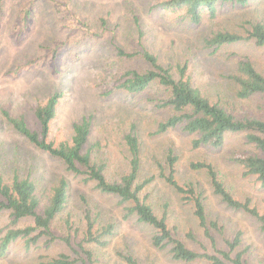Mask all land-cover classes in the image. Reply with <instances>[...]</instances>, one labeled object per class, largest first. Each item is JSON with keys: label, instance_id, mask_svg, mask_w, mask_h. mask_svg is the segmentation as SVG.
<instances>
[{"label": "rangeland", "instance_id": "1", "mask_svg": "<svg viewBox=\"0 0 264 264\" xmlns=\"http://www.w3.org/2000/svg\"><path fill=\"white\" fill-rule=\"evenodd\" d=\"M166 0H0V171L5 176L17 170L28 172L38 186L46 187L60 176L69 181L65 213L54 223L57 236H69V242L56 238L52 243L40 239L28 251L23 241L10 244L0 264H31L59 253L71 254L82 240L85 207L101 213L102 222H114L115 234L106 247L86 244L96 258L94 264H125L119 253H131L141 264H205L175 262L166 250L154 249L149 241L151 231L136 224L132 216L124 219V207L118 197L102 194L93 181L84 182L80 175L67 171L58 159L50 157L30 144L1 120V109L22 113L28 126L37 130L39 124L33 109L58 91L62 97L50 123L48 139L54 143L69 139L72 122L91 114L93 124L90 143L95 155L106 163L105 173L114 179L128 169L127 148L123 136L135 125L141 146L139 179L154 176L141 196H146L156 212L167 215L170 228L176 230L187 246L211 251L209 241L193 216L191 203H184L175 190L158 176L159 163L167 168L169 151L178 159L176 178L180 183L198 181L207 196L206 212L225 227V236L240 231L246 248L247 264H264V233L258 224L242 211L228 208L213 194L204 171L189 169L190 161L212 163L226 188L238 199L250 198L264 212V186L253 177H241V170L228 160L233 152L252 151L240 134L228 135L222 147L193 149L192 136L179 128L157 132L159 122L171 111L157 107L162 97L155 84L139 94L116 89L123 71L148 69L142 51L154 53L164 66L175 69L187 62V72L200 89L220 99L236 116L258 113L264 117V97L239 99L234 84L228 79L240 58H249L264 71V48L250 41L221 45L216 51L206 48L202 37L218 27L243 32L251 23L264 22V0H250L247 6L220 7L214 19L204 16L198 24L179 19L178 13L159 8ZM141 33V35H140ZM135 53L120 58L115 48ZM119 79V80H118ZM69 213L78 232H67L63 217ZM7 211H0V239L9 227ZM29 219L20 222L22 227ZM191 233L195 240L186 237ZM218 248H224L223 237L213 232ZM76 264H80L77 262Z\"/></svg>", "mask_w": 264, "mask_h": 264}, {"label": "trees", "instance_id": "2", "mask_svg": "<svg viewBox=\"0 0 264 264\" xmlns=\"http://www.w3.org/2000/svg\"><path fill=\"white\" fill-rule=\"evenodd\" d=\"M249 2L250 0H166L161 2L159 8L178 13L176 16L179 19L187 20L190 24H198L205 15L214 19L223 5L243 7ZM201 40L206 48H212L213 51L223 44L243 41H250L253 45L264 48V22L255 21L243 32L216 27ZM115 51L120 58L128 59L135 55L118 47ZM141 56L148 69L123 71L115 88L129 94H139L156 84L162 95L156 102L157 107L171 111L159 122L157 132L179 128L186 135L192 136L190 144L193 149L203 146L217 149L223 146L228 135H242L244 142L250 144L253 150L233 152L228 160L239 167L241 177H253L264 186V117L258 113L236 116L219 98L214 99L200 89L187 72V62L177 63L173 69L171 66L162 65L158 57L148 50L144 49ZM227 77L234 84L235 95L239 99L264 97V71L257 69L249 58L238 59L233 72ZM61 97L62 93L56 91L34 107L33 113L39 124L37 130L28 126L22 113L12 114L4 108L1 109V120L40 151L61 161L67 171L80 175L84 182L93 181L95 189L100 193L118 197L120 204L127 203L123 218L132 216L136 224L148 228L151 231V246L156 250H166L173 261L193 263L202 260L205 264H247L244 257L246 248L240 249L241 232L226 237L224 225L219 220L208 217L207 196L202 185L198 181H178L175 175L178 158L171 151L166 156L167 168L157 163L158 176L175 190L184 203L192 204L193 216L212 250L208 251L201 242L200 251L187 246L177 231L169 227L165 212L159 214L147 201V197L141 196L143 189L154 176L139 179L141 146L134 124L129 126L123 136L129 154L128 169L114 179L107 177L106 163L100 155H95L90 143L93 124L91 114L83 115L72 122V135L69 139L58 143L49 140L50 123L55 117ZM188 167L193 171H204L213 194L228 208L242 211L252 218L264 233V212H260L250 198L241 200L233 196L219 178L212 163L196 160L190 161ZM68 190L69 181L64 176L46 187H41L28 172L21 174L15 170L11 176H5L0 171V211H7L10 218L9 227L0 239V257L5 256L10 244L17 240L23 241L26 251L37 246L42 238L46 244L52 243L56 238L69 242V236H57L54 233L55 220L65 213ZM62 217L67 232H78L69 213ZM26 219L30 223L17 226ZM81 219L84 223L82 240L71 248L77 257L73 258V255L62 252L46 259H38L31 264H94L97 259L94 258L93 251L85 245L106 247L115 234L116 226L114 222H102L101 213L90 206L84 208ZM213 232L223 237L224 248L217 247ZM186 237L195 240L191 233H186ZM119 256L125 264H141L131 253H119Z\"/></svg>", "mask_w": 264, "mask_h": 264}]
</instances>
